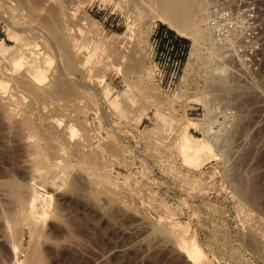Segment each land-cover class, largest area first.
<instances>
[{
	"label": "rangeland",
	"instance_id": "rangeland-1",
	"mask_svg": "<svg viewBox=\"0 0 264 264\" xmlns=\"http://www.w3.org/2000/svg\"><path fill=\"white\" fill-rule=\"evenodd\" d=\"M160 1L0 0V264H264V60L219 64L189 0L163 94Z\"/></svg>",
	"mask_w": 264,
	"mask_h": 264
},
{
	"label": "built area",
	"instance_id": "built-area-1",
	"mask_svg": "<svg viewBox=\"0 0 264 264\" xmlns=\"http://www.w3.org/2000/svg\"><path fill=\"white\" fill-rule=\"evenodd\" d=\"M204 23L208 47L219 64L237 76L252 77L264 60V8L261 0H210ZM189 46L183 37L156 28L146 44L153 84L174 95L182 79ZM243 74V75H241Z\"/></svg>",
	"mask_w": 264,
	"mask_h": 264
},
{
	"label": "bare ground",
	"instance_id": "bare-ground-1",
	"mask_svg": "<svg viewBox=\"0 0 264 264\" xmlns=\"http://www.w3.org/2000/svg\"><path fill=\"white\" fill-rule=\"evenodd\" d=\"M188 3H189V0H162L161 7H162L163 12L162 14L160 13L161 15L159 17H160V20L163 22V24L166 25L168 28L175 31L181 37L192 40L194 42V45L192 47L191 54H190L191 55L190 58L192 59V58H196L198 55V48L196 45L197 37H196V34L187 27V25L185 24V22L182 20V18L179 15V12H180L179 10L186 8ZM67 47L68 45H63V48L65 49V51H67ZM67 57H69L68 54H67ZM28 60H29L28 61L29 62L28 71H27V74L25 75L24 81H26L27 86L29 85L32 88V87H35L33 86L34 82H36L34 78H38L39 75L43 73L40 70V66L36 64L37 62L35 63L36 57L34 55L30 56ZM34 202H36V198L34 199ZM13 248H14V245H13ZM12 250L16 252V248Z\"/></svg>",
	"mask_w": 264,
	"mask_h": 264
}]
</instances>
